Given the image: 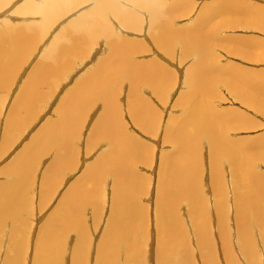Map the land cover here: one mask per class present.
Wrapping results in <instances>:
<instances>
[{
    "label": "bare ground",
    "instance_id": "obj_1",
    "mask_svg": "<svg viewBox=\"0 0 264 264\" xmlns=\"http://www.w3.org/2000/svg\"><path fill=\"white\" fill-rule=\"evenodd\" d=\"M168 4L161 3L160 0H0V89L8 85L9 77L24 59V54H28L40 40L47 39L48 47L43 52V59L29 75V81L21 93L25 97L23 101L27 110L30 107L28 97H32V102L45 99L42 88L47 87L52 79H61L63 73L75 61H84L82 55L91 53L92 44L98 45L101 38L119 32L112 22H116L124 30L137 29L142 26L144 13L151 21L149 30L160 46L172 50L178 43L184 49V54L196 56L190 72H186L187 91L178 99V104L185 105L187 100L193 97V104L187 102V108L190 107L183 113L169 115L162 133L161 148H166V151L160 154L157 162L158 182L156 206L154 205L157 230L155 254H148L143 248L146 242L149 243L148 227L153 223H149L150 207L148 208L145 201L148 193L147 177L141 173V169L144 164L153 161L156 149L144 143L124 122L126 114L123 110L122 94L124 87L129 86L128 115L134 127L142 133L158 131L161 120L159 111L148 98L141 96L140 91L149 85L155 92L163 90L165 94L171 82L170 72L169 69H163V64V67L159 66L161 64L158 60L157 65L153 61L147 64L145 59L134 61V46H140L141 40L134 39V42L130 43L128 39L120 40V36L117 40L113 38L103 46L100 45V50H109V54L102 58L97 65L98 69L87 74L88 81L81 82L80 89L72 92L73 97L60 116L56 119L49 118L47 125L32 135L14 155L13 162L4 168L14 176L11 180L0 181V236H11L7 237L10 241L6 247L4 245L7 251L0 257V264H91L90 259H95L94 264H130L133 262L132 258L147 264L146 261L151 257L155 264H198L194 250L196 248L193 247L194 238L198 244V256L203 261L199 260L205 264H244L240 258L252 264H264V214L259 208L264 201V187L258 182H253L261 178H258L253 170L257 158H264V150L259 152L247 149L243 146L245 142L241 145L240 140L229 139L226 130V125L229 126L228 114L224 115L228 116L225 118L221 116V112L215 115L206 113L209 103L212 102L207 100V94L212 95L213 88L228 76L224 70L222 74V69L213 64L214 57L210 51L209 39L217 29L211 28L212 25L202 26L196 23L195 27L191 26L186 32L178 33L170 28V25L167 26L169 20L176 18L175 5ZM230 9L226 7V13L222 11V14H227ZM73 10L75 15L70 20L67 18L66 23L54 34L49 35V30L53 31L57 21L61 24L63 15L70 14ZM110 13L113 16L111 19ZM230 17H227L228 21L232 19ZM130 48L134 49L133 53ZM108 57L111 63L106 61ZM173 73L176 74L174 71ZM234 76L235 74L231 78L241 82L240 77ZM88 82L89 87L86 85ZM231 84L229 82L228 85ZM237 84L238 82L232 86L235 87V92H240L235 86ZM210 106L212 107V104ZM19 107L22 106H18V109ZM12 108L16 112V108ZM92 109L101 111L97 112V118L91 125L94 128L92 139H96V143L102 141V147L108 146V149L101 152L91 164L86 165L84 175L78 178L67 192H62L63 196L61 194L58 204L52 208L53 211L48 212L50 215L41 227L35 229L38 222L33 211L37 212V209L30 210L34 197L31 194L34 195V192L28 193L31 199L27 201L31 202L28 205L25 202L28 196L25 195V198L23 194L26 185L24 183H27V179L34 172L35 181H32L31 187L36 191L39 185L40 191L36 192L41 197L39 205L46 208L50 203L47 196L50 190L46 193L44 187L47 189L45 185H48L47 181L57 172L59 162L75 154L77 137H73L74 131L79 133L80 124H86L84 120L90 117L91 113L88 111ZM13 111L10 109L11 113H14ZM20 114L22 113L19 112L18 115ZM9 115L11 118L10 113ZM204 137L209 141V170L215 188L216 204L214 202L213 213L205 189V168L197 147ZM172 144L173 150L167 151ZM84 151L87 152V149ZM0 153L1 156L5 155L2 151ZM49 154L54 157L53 164H48L45 170H41L38 166ZM226 170L231 175L235 194L234 235L233 220L229 218V207L227 200L225 201ZM4 172L3 174H7ZM110 178L114 184L111 185L113 192L110 197L109 215L103 233L95 243L93 235L96 234L97 226H100L101 217H104L103 206H106L108 198L105 187ZM247 178L248 188L243 191V183ZM28 186L30 187L29 183ZM48 186H51L50 182ZM51 193L50 191L49 195ZM44 198L47 200L44 201ZM41 207L38 206V210ZM190 223L193 234L192 230L189 233ZM152 226L154 228V225ZM254 232H257V236ZM150 235L152 238V234ZM235 235L237 251L242 257H238L233 248ZM1 241L0 252L4 248ZM139 244L140 248L137 246Z\"/></svg>",
    "mask_w": 264,
    "mask_h": 264
},
{
    "label": "rangeland",
    "instance_id": "obj_2",
    "mask_svg": "<svg viewBox=\"0 0 264 264\" xmlns=\"http://www.w3.org/2000/svg\"><path fill=\"white\" fill-rule=\"evenodd\" d=\"M160 2L166 3V4L169 3L168 5L172 4V6L175 5L174 8H176V11H175L176 18L173 20H169L167 23V26L170 25V28H172L173 30H176L178 33L179 32L180 33L186 32L185 30H188L191 26L195 27L196 23L202 24V26H204V25L211 26L212 25L211 28L217 29L216 30L217 32L215 31L212 38L210 37V39H209L210 40V51H211L212 56L214 57V63L213 64H215L216 67H218V68L220 67L222 69V74L225 73L228 76L225 75L227 77V79H223L225 82L219 81L220 83L217 85V87L213 88L212 95H211V93L207 94V100L209 102L212 101L211 102L212 107L210 106L211 104L209 102H207V103H209V107L211 109L208 107L209 110H206V113L209 112L211 115H215L216 113L221 112V114H222L221 116H223L225 118H227L228 116H224V115L228 114L230 116L227 118L228 119L227 122H228L229 126L226 125V130H227V133L229 135V136L227 135L228 138L231 140H240L241 145H243V143L245 142L243 146L246 147L247 149L249 148V149H253V150H259V152H262L264 150V92H263V90H264V0H230V1L229 0H162L161 1L160 0ZM214 7H216V8H214ZM226 7L231 8L227 14H225L226 11H224V9H226ZM212 8H214V9H212ZM222 11L225 12V13H223L224 15L222 14ZM72 12H74V10ZM215 12L216 13L218 12V13L216 14ZM71 13L63 15L64 19H62L61 24L57 21V23H56L57 25L53 26V27H55L53 29V31L49 30L48 34L49 35L51 33L54 34L55 31H57V29L60 28L63 23H66L68 20H70L75 15L76 12L72 13V15H71ZM229 16H231L230 18H232V19H230L228 21L227 17H229ZM110 17L113 18L111 13L109 14V19H111ZM67 18H68V20H67ZM217 19H218V21H217ZM226 20H227V22H226ZM141 22H142V24H141L142 26H140V28H137V29L129 28L128 30H124L116 22H112L113 24H115L118 27L119 32H117L115 34L111 33L107 37L101 38L98 45L92 44L93 49H91V53L86 54V55H82V57H84V59H85L84 61H79L78 63L75 61L63 73L61 79H59V78L52 79L47 87L42 88V91L45 93V99L43 98V100H38L36 102H32L31 101L32 97H28V99L30 100V107L28 110L24 106L25 103L23 100L25 99V97L21 93H22L24 85L26 83H28L27 81H29V75L31 74L33 69H35L37 63H39L43 59V54H44L43 52L48 47V45L46 46L47 39L40 40L39 42H37V46H34L28 54H24V59L21 60L20 64L17 66L18 68H16L13 71L12 75L9 77L8 85L6 87L0 89V98H1L0 99V142L2 143V144L0 143V149H2V148L7 149V150L4 149V151L1 150L5 154L4 156H3V154L1 156V153H0V181L13 179L14 175L12 173H7L4 170V168H7L8 165H10L13 162L14 155H16V153L19 150H21L23 145L26 144V142H28L29 138L32 135H34L42 126L47 125L46 121L49 118L56 119L60 116V113L63 110H65V108L70 103V101L73 97L72 92L74 90H77L78 88L80 89V83L81 82H87L88 81V78H86L87 74L89 75V74H91L90 72L92 70L98 69L97 65L101 62L102 58L109 54V50L101 51L100 45L103 46L104 44L108 43L109 40H112L113 38L117 40V37H120V36H121L119 38L120 40L128 39V40H130V43L132 41L134 42V39H140L141 42H139V43L141 45H143V47L141 45L138 46L135 44V46H134V49H136L135 51H134V49L132 50V48H130V50H132V53L134 51V53H133L134 61H136V62L137 61H144V59H145V61H144L145 63L149 64L151 61H153L156 63V65L159 62L161 64L159 66L163 67V65H164L165 68L163 67V69H165L166 71H168L167 69H169V72H170L169 73V78H170L169 80L171 81L169 84V87H167V89H166L165 94H163V92H164L163 90L160 92L159 91L155 92V89L150 87L149 85L144 86V88L142 87L143 88V89L141 88L142 92L140 91L141 96L148 98L150 100V102L152 103V105H154L157 108V110L159 111V114L161 116V120L159 123L158 131L143 132L142 133L134 127V123H133L132 119L130 118V116L128 115L127 97H128V94H130L129 86L124 87L123 94H122V96H123L122 105H123V110H125L124 113L126 114V117L124 118V122L130 128L131 131L135 132L138 136H140L143 139L144 143L150 144V145L154 146L156 149V152L154 154V159H153V161H151L152 163L148 161L149 164H144L142 166V169H141V173L144 174L145 177H147L146 187H147L148 193H146L147 198L145 199V201L148 204V208L149 207L151 208V209L149 208V223H153L152 225H154V228H153V226L151 224L150 225L148 224L149 225V227H148L149 243L147 244V242H146L143 245V248H144L146 253H148V254L154 253L155 254L156 251L154 250V248H155L154 244L157 243V241H156L157 240V233H156L157 230H156V220H155L154 214H156V207H155L156 203H155V201H156L157 182H158V166H157L158 163L157 162L159 160L160 154L162 152L166 151V148H161V146L163 144V134L162 133H164V128H165V126L167 124V120L170 116H173L176 114L177 115L181 114V113H183L184 110L188 109L190 106L187 108V106L189 104V103L187 104V102H190V103L192 102L191 104H193V97L190 98V100H187L185 105L184 104L182 105L181 103L178 104V99L180 98L181 94H183L185 91H187V87H186L187 84H185L186 83L185 81H187L186 80V72L188 70L190 72L191 67L193 66V63L196 61V56L194 54H190L187 52H185L187 54H184V49H182L181 44H178V43L173 46L172 50H167V49L163 48L162 46H160L157 43V41L153 37L152 31L149 30L150 25H151V21L149 20L147 15H145L144 13H142ZM144 28H146L147 31H146V29L144 30ZM143 32H144V34H143ZM117 35H119V36H117ZM179 36H181V35H179ZM131 37H133V38H131ZM138 37H140V38H138ZM211 40H213V41H211ZM224 43H225V45H224ZM137 51H138V53H137ZM110 57H108L106 59V61H108L109 63H111ZM157 60H158V62H157ZM106 61H105V64H106ZM168 65H169V68H168ZM223 67H225V68H223ZM109 69L112 70L111 68H109ZM223 70H224V73H223ZM173 71L176 74H174ZM234 74H235L234 77H240L241 82H239V80L236 81L235 79L231 78V76H233ZM251 74H252V76H251ZM174 75H177V76H174ZM11 77H15V78H11ZM252 77H254V78H252ZM175 80H177V81H175ZM228 81L231 82L232 84H235L238 82V84L235 86H237L238 89L237 88L236 89L238 91H240L241 93L235 92L234 91L235 87H233L232 84L228 85L229 84ZM10 84H11V86H10ZM86 85H87V87H89L90 86L89 82ZM155 93H157V94H155ZM176 96H177V98H176ZM163 97L165 99H163ZM15 99H18V101H16ZM176 99H177V101H176ZM210 99H212V100H210ZM162 101H163V103H162ZM99 102L101 103V101H99ZM17 105L22 106V107H19L21 110L18 109ZM96 105L97 104H95V106ZM13 106L16 108V112H15V110L14 111L12 110ZM173 106H174V108H173ZM10 109L14 113H11ZM210 110H212L211 112L213 114L210 112ZM19 112L22 114L18 115ZM88 112L91 114H90V117L88 119L84 120V122L86 124L85 125H84V123L80 124L79 131L77 130L79 133H76V130L74 131L75 134L73 137H77L75 154H73L72 156L66 157V159H68V160L65 159V160H61L59 162V165L57 167L58 168L57 172L53 176H51V177H53L51 180L47 181L48 185L50 182L51 186L49 187L46 183L45 186L47 189H45V187H44V191L46 190V193L48 190H50L52 192L51 194H53V195H51V194L49 195L50 191H48L49 193H47V196L49 198L48 197L47 198H48V202H50V203H48L46 208L44 207L45 209L43 207H41V205H39L41 202L40 201L41 197L39 196V193L36 194V192L40 191L39 185L36 187L37 188L36 191L33 187H31L33 185L32 181H35L33 179L35 176L34 172H33L34 175L32 174L33 177L31 176L30 178L27 179V183H24V185L25 184L27 185V186L25 185L23 188L25 190L23 192L24 196L25 195L28 196V193L34 192V195H33V193L31 194L34 197L32 200V204L30 205V206H32V205L33 206L30 207V210L37 209V212H36V210L33 211V215L34 216L37 215V222H38V224L35 225V229H37L38 226L41 227V225L44 223L46 218L53 211L52 208H54L55 205L58 204L62 192L63 193L67 192L69 187L73 183H75L78 180V178L80 179L84 175L86 165H89V163L91 164V162L94 161V159H96V157H98L101 152L108 149V146L102 147L103 146L102 141L96 143L97 141H94L96 139H92V134H93L94 128L91 125L93 124V122H95L98 113H100L101 111L98 112V111H96V109H92V110H89ZM9 113L11 114V118H10ZM15 114L19 116L20 121L18 120V116L16 117ZM23 114H26V115H23ZM218 115H220V114H218ZM80 118H82V115L80 116ZM181 118H183L182 115H181ZM31 119H32V121H31ZM6 120H7V123H6ZM81 120H83V118ZM18 121H19V123L16 124ZM6 124H8V126ZM229 127H231V128H229ZM228 129H229V131H228ZM82 136H84V137H82ZM9 138H11V140ZM14 138H15V140H14ZM2 140L5 143L2 142ZM11 141H12V143H11ZM5 144L8 148L5 146ZM11 144H12V146L10 147ZM197 147L199 148V153L201 154V160H203V165L205 168V173H204L205 189H206L207 197L209 196L208 197L209 198V204L211 206V211L213 213L214 202L216 201V199H215V188L213 185V181L211 179L212 175H211V171L209 170L211 167L210 166L211 163H210V152H209V141H208V139L205 137L203 139H201V141L199 142ZM86 149H87V152L84 151ZM168 150H171V151L173 150V144L167 149V151ZM53 161H54L53 155L49 154L44 159L43 163L38 166V168H40L41 170H45V168H46V166H48V164L49 165L53 164ZM60 163H61V165H60ZM5 164H7V165H5ZM64 165L66 167L67 166L68 167L66 168ZM147 165H149V166H147ZM2 166H4V167L2 168ZM36 170H35V172H36ZM226 171H227L226 172V185H227L226 186V191H227L226 192V198L227 199H225V201L227 200L226 201L227 206L229 207V218L231 221L233 220L232 221V224H233L232 231H233V235H234V233H235L234 229H235V225H236L235 220H234V213H235L234 212V206H235V202H234L235 197L234 196H235V194H234V190L232 187L231 175L229 174L228 170H226ZM253 171H254V173L257 174L258 178L261 177L259 180H256L253 182H258V183H260V186L264 187V158H262V157L257 158ZM3 172L7 173V174H3ZM10 174H12V175H10ZM41 174H42V172H41ZM61 175L63 177H61ZM148 176H150L151 178ZM56 177L59 179H57ZM31 178L33 180H31ZM30 180H31L32 184H31ZM58 180H62V181L60 182ZM109 181L111 183H109ZM109 181L107 182L108 185L105 187L106 197H108V198H106V202H105L107 208L104 204V206H103L104 217H103V219L101 217V220L99 222L100 226H97L98 228L96 229V234L93 235V239H95V243H97L99 241L100 236L102 235L103 230L106 226L105 223H106L108 215H109V210H110V206H111L110 197H111L112 192H113L111 185L114 184L112 182V178H110ZM209 181H211V182H209ZM245 181L246 182L243 183V191H245L244 190L245 188H248V182H249L248 178ZM55 182H56V184H55ZM28 183L30 184V187L28 186ZM53 185H55V186H53ZM30 188H31V190H30ZM212 189L214 190V192H212L213 191ZM53 192H55V194ZM208 192H210L212 196H210V194ZM229 192H231L232 194ZM213 194H214V196H213ZM27 196H25V198ZM29 196H30V194H29ZM29 196L25 199V202H27L28 200H31V199H29ZM51 196H53V197L50 198ZM62 196H63V194H62ZM34 198H35V200H34ZM36 198H37V200H36ZM47 198H44L43 200L45 201V200H47ZM107 199H109V201ZM33 202H34V204H33ZM226 202H225V204H226ZM262 202L263 203L261 204V206L259 208H260L261 213L264 214V201H262ZM27 203L29 205V203H31V202L29 201ZM37 203H38V205H37ZM215 204H216V202H215ZM38 206H40L45 211L43 212V210L41 211V208H39V210H40V212H39ZM48 212H50V213H48ZM28 215H30V214H28ZM185 216H187V218H189L188 215H185ZM192 228L193 227L190 223L189 233L191 232ZM154 230H155V232H154ZM100 231H101V234H100ZM193 233H194V231L192 230V234ZM254 233H256L255 235L257 236V232H254ZM254 233L252 234L253 236H254ZM150 234H152V238H151ZM192 234H191V236H193ZM8 236L11 237L10 235H6V238H5V236H3L4 238L0 236V241L2 239L1 242H2L3 247H4V245L6 247L8 245V241H10V240H7ZM95 236H97V237H95ZM147 237H148V235H147ZM4 239H5V241H4ZM194 239H193V247L197 249V250L196 249H194V250L196 251V254H197L198 264H205V262L203 263L200 261L202 259H200L198 256V251H199L198 244L196 242V239L195 240ZM258 241H259V239H258ZM232 244H234L233 248L235 249L237 256L242 257L241 254L237 251L238 244H237V240H236V235L233 237ZM259 244H261V242H259ZM137 246H139V248H140V244ZM5 247L2 248V250L0 252V257L5 255V250L7 251V249H5ZM257 252L259 253L258 250H257ZM228 258L229 257L227 256L226 259H228ZM240 260L244 264H252L250 262L244 261V259H242V258H240ZM89 261H91V264L95 263L94 262L95 259H93V261H92V259H90ZM131 261H133V262L130 264H142V262H143V264L145 263V261H142L140 263L139 259H133V258L131 259ZM146 263L147 264H155V261L151 257V258H148V261H146ZM224 264H228V263H224ZM257 264H260V263H257Z\"/></svg>",
    "mask_w": 264,
    "mask_h": 264
}]
</instances>
